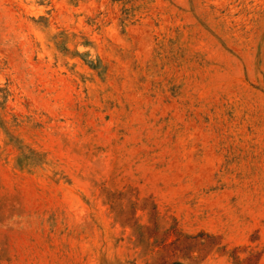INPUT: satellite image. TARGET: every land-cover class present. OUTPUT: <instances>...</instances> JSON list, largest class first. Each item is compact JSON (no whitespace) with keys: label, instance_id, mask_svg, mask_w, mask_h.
Wrapping results in <instances>:
<instances>
[{"label":"rangeland","instance_id":"374dc122","mask_svg":"<svg viewBox=\"0 0 264 264\" xmlns=\"http://www.w3.org/2000/svg\"><path fill=\"white\" fill-rule=\"evenodd\" d=\"M0 264H264V0H0Z\"/></svg>","mask_w":264,"mask_h":264}]
</instances>
